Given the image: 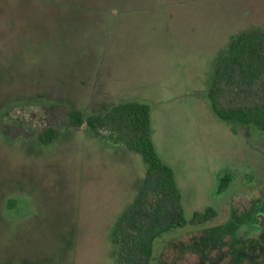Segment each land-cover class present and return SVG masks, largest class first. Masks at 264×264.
I'll return each mask as SVG.
<instances>
[{"label": "rangeland", "instance_id": "rangeland-1", "mask_svg": "<svg viewBox=\"0 0 264 264\" xmlns=\"http://www.w3.org/2000/svg\"><path fill=\"white\" fill-rule=\"evenodd\" d=\"M232 1L0 0V264H92L93 254L115 264L127 171L115 174L101 137L66 122L71 109L87 116L128 98L152 102L185 218L216 211L158 236L149 264H208L216 251L198 238L238 217L255 225L264 130L219 118L207 92L230 42ZM221 100L264 102V77L250 93L227 86ZM49 127L60 133L45 144Z\"/></svg>", "mask_w": 264, "mask_h": 264}, {"label": "trees", "instance_id": "trees-1", "mask_svg": "<svg viewBox=\"0 0 264 264\" xmlns=\"http://www.w3.org/2000/svg\"><path fill=\"white\" fill-rule=\"evenodd\" d=\"M263 77L264 30L241 32L232 39L228 52L222 56L208 91L216 115L233 123L255 124L264 130V102L224 106L221 100L227 86L250 93ZM66 126L87 127L101 138H108L103 134V130L108 128L111 130L109 139L139 152L147 164L140 192L112 231L118 264H149L158 236L175 227L204 223L216 215L213 208H208L205 212H196L190 221L185 218L174 170L161 159L151 136L149 103L123 102L107 111L87 116L79 109H71ZM59 133L60 129L46 128L40 133L39 140L48 144ZM225 187L221 184L219 190ZM152 194L157 196V202L150 208L148 202ZM243 221L238 217L230 222L231 225L212 229L198 238L195 244L209 248L212 244L223 246L229 233L234 232L236 223ZM233 223L236 224L234 228Z\"/></svg>", "mask_w": 264, "mask_h": 264}, {"label": "crops", "instance_id": "crops-1", "mask_svg": "<svg viewBox=\"0 0 264 264\" xmlns=\"http://www.w3.org/2000/svg\"><path fill=\"white\" fill-rule=\"evenodd\" d=\"M229 4H230L229 6H226V12H231V13L230 14L227 13L228 16L225 19V21H229L234 25L231 28V33H229L230 35L229 45L227 46L226 50L223 53H221L219 60H217L215 71L219 65L218 62L220 61V58L228 52L232 39L234 37H236L237 35H239L241 32L244 31L264 30V0H233L232 3L229 2ZM221 24L223 25V23ZM210 87L208 88L207 92L209 91ZM130 101L146 102L151 105V136L161 159L170 166V164L166 160H164L165 158H163L159 147L158 141L160 137L156 127L157 119L154 117V109L152 106V102L146 98L145 99L128 98L125 100H121L119 103L130 102ZM197 101L198 102L201 101L200 98H198ZM206 105L208 104L206 103ZM211 108H212V104H211ZM99 139L101 140V144L105 145L106 148L110 149L113 152L112 153L113 160L111 159L112 160L111 167L114 170L115 174L117 173L119 174L122 171H127L126 173H123V176L125 177V180L128 184L127 186L128 192L126 195V199L128 202L130 201L128 206H131L134 200L136 199L138 193L140 192L145 179V175L147 171V165L144 164L145 160L142 155L140 157L139 152L129 149L122 143H115L113 141L105 140L102 138ZM121 177L122 174L121 176H118L119 181H121ZM113 228L114 227H111V241H112ZM67 236L68 235H66L65 238H67ZM112 244L114 248L113 241ZM114 252H115V264H117V253L115 248H114ZM99 256L97 254H93L92 257L89 258V260L88 259L87 260L91 261L92 264L95 262L98 264L97 261L101 259V256L100 258ZM68 260L71 261L69 262L70 264H73L74 260L72 259V257H70ZM83 261L85 262V260Z\"/></svg>", "mask_w": 264, "mask_h": 264}, {"label": "flooded vegetation", "instance_id": "flooded-vegetation-1", "mask_svg": "<svg viewBox=\"0 0 264 264\" xmlns=\"http://www.w3.org/2000/svg\"><path fill=\"white\" fill-rule=\"evenodd\" d=\"M251 208H248L247 211ZM257 209L255 210L256 223L254 226L248 227L245 222L236 223L237 225L233 223V228L235 225L236 227L234 232L231 231L227 236V243L223 246L213 244L210 246L212 250L216 251V254L209 258L208 264L264 263V196L260 198Z\"/></svg>", "mask_w": 264, "mask_h": 264}]
</instances>
